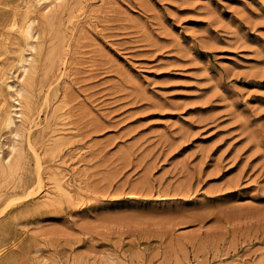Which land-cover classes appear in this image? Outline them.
Wrapping results in <instances>:
<instances>
[{"label": "rangeland", "instance_id": "rangeland-1", "mask_svg": "<svg viewBox=\"0 0 264 264\" xmlns=\"http://www.w3.org/2000/svg\"><path fill=\"white\" fill-rule=\"evenodd\" d=\"M30 1L0 0V76L28 18L41 46L0 264H264V0Z\"/></svg>", "mask_w": 264, "mask_h": 264}, {"label": "bare ground", "instance_id": "bare-ground-1", "mask_svg": "<svg viewBox=\"0 0 264 264\" xmlns=\"http://www.w3.org/2000/svg\"><path fill=\"white\" fill-rule=\"evenodd\" d=\"M56 1L59 0H31L29 3L27 2V7L31 9L33 7H36L37 5L43 4V6H41V9L44 10L51 3ZM57 4L58 3H56V5ZM34 21V18H28L23 22L22 25L18 26L19 42L17 48L15 49V55L12 58L9 68L4 69L0 76L1 87L7 94V106L4 109L0 122V183L5 182L9 179H16V181L18 182L23 181L21 177L18 179L16 177L17 170L22 166L23 163L20 140L26 127H29L31 123H35V120L33 118L35 106L33 105L32 98L30 97L31 89L33 88V86L35 87V79L33 73L35 72L37 61V58L34 56L35 53L33 51L36 50L37 54L41 51V46L36 41L38 32L34 30ZM42 23L43 25H45V18H42ZM55 48H51V51L46 55L47 69H51L54 66L56 57L55 52H57ZM37 119L38 118H36V120ZM37 125L35 124L33 127ZM33 152L36 155V159H39L37 158L38 154L35 152V150ZM36 180L39 181L38 178ZM63 194L66 195V193ZM58 195H60V193H58ZM2 209L4 210V208ZM11 223L12 220L9 218V216L4 217L0 220V243L10 232L9 229ZM5 258L7 260H11L12 257L7 256Z\"/></svg>", "mask_w": 264, "mask_h": 264}]
</instances>
